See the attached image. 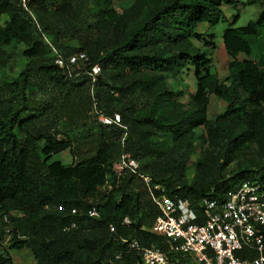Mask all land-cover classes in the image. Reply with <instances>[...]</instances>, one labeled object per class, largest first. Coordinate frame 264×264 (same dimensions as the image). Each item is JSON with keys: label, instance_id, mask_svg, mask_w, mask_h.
Segmentation results:
<instances>
[{"label": "trees", "instance_id": "16d2710c", "mask_svg": "<svg viewBox=\"0 0 264 264\" xmlns=\"http://www.w3.org/2000/svg\"><path fill=\"white\" fill-rule=\"evenodd\" d=\"M254 2L263 7L254 21L221 33L219 80L209 72L214 35L196 28L222 22V7L236 10L238 0H28V12L0 0V243L10 228L0 264H11L7 250L29 252L30 264H140L122 240L167 249L152 231L153 185L192 205L222 200L245 180L264 189V44L252 57L264 39V0L247 4ZM11 42L21 69L9 76L3 47ZM77 53L87 58L81 69L99 67L93 84L54 64ZM190 73L194 88L183 104L166 84ZM209 96L225 103L211 120ZM98 111L117 115L119 127L100 124ZM193 140L206 148L187 181ZM62 152L70 163L51 160ZM122 152L148 185L115 173ZM91 207L97 220L86 216Z\"/></svg>", "mask_w": 264, "mask_h": 264}, {"label": "built area", "instance_id": "2783aa9c", "mask_svg": "<svg viewBox=\"0 0 264 264\" xmlns=\"http://www.w3.org/2000/svg\"><path fill=\"white\" fill-rule=\"evenodd\" d=\"M16 1L20 9L27 11L28 0ZM86 62L83 53L70 55L65 61L61 58L54 60L59 68L67 65L85 73L93 84L99 67L92 65L86 72L81 69ZM96 118L102 125L119 127L115 114L107 117L98 111ZM124 136L120 140L121 145ZM137 168V163L124 152L113 165L115 173L121 174L127 170L148 185L149 178L138 174ZM151 188L148 194L158 211L152 231L164 238L167 249L162 252L156 247H144L134 239L122 240L140 264H264V189L257 179L240 182L222 200L203 198L194 205L187 199L171 198L162 191L155 194L152 191L158 190L157 185ZM70 214H75V210L71 209ZM86 216L98 219L93 207L86 211ZM2 223L8 225L6 216H2ZM122 224H128L126 218ZM68 228L72 229L74 225ZM108 230L112 232V227L108 226ZM3 232L1 246L7 243L10 228H5ZM119 256L116 255L114 259L117 260Z\"/></svg>", "mask_w": 264, "mask_h": 264}, {"label": "rangeland", "instance_id": "374dc122", "mask_svg": "<svg viewBox=\"0 0 264 264\" xmlns=\"http://www.w3.org/2000/svg\"><path fill=\"white\" fill-rule=\"evenodd\" d=\"M243 5H238L237 9L234 10L230 7H222L223 15L225 19L222 22H219L217 25H215L212 28H207L206 25L201 24L198 25L196 28V32L199 33H207L214 35V42L216 44L215 50H213L210 53V60L212 62V66L210 67L209 72L215 74V76L222 80L226 76V66H225V54L224 50L221 46V33L226 27H232V28H239L241 26H244L248 21H254L260 11L262 10L261 6L256 2L252 4H247V1L250 0H238ZM119 11V9H117ZM237 12V15H236ZM5 21L4 16L0 17V22ZM264 44V39H261L260 41H257L252 46V57L257 56V48L260 45ZM73 46H75V43H72ZM18 45L15 42H11L9 45L3 47L5 53L10 55V61L9 66H6L5 74H8L9 76H12L16 73L17 70L21 69V66H18L16 64L17 51ZM170 90L173 92H179L180 98L179 102H182L183 104H187L188 102V94L192 92L194 88L193 84V78L191 73L188 76H183L182 80L178 81L177 83L175 81H169L166 84ZM225 108V103L221 99L215 97V96H209L208 105L206 109V118L208 120L213 119L214 116L217 114H220ZM188 109L187 107L185 108ZM196 134L199 133V130L195 132ZM196 141L193 140V152L192 155L186 165L185 170V178L187 181H190V179L193 176L195 164L197 161L201 159V151L200 149L206 148V146L199 148L197 144H195ZM52 161H61L62 164H68L70 163L71 159L70 156L66 152H62L60 154H57L55 156H52ZM232 168L229 166L225 169L224 173H227L228 170ZM11 216L17 218L20 215L17 213H12ZM5 249H7V243L3 246ZM8 255L11 260V264H30L33 262L32 257L29 252L22 250L19 252H12L7 250Z\"/></svg>", "mask_w": 264, "mask_h": 264}]
</instances>
